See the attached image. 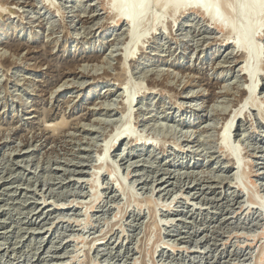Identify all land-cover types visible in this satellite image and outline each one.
Segmentation results:
<instances>
[{
	"label": "rangeland",
	"instance_id": "rangeland-1",
	"mask_svg": "<svg viewBox=\"0 0 264 264\" xmlns=\"http://www.w3.org/2000/svg\"><path fill=\"white\" fill-rule=\"evenodd\" d=\"M107 4L0 0V264H264V16L256 103L229 134L238 166L220 139L248 85L235 35L151 6L124 62L130 25ZM118 129L139 140L101 156Z\"/></svg>",
	"mask_w": 264,
	"mask_h": 264
},
{
	"label": "bare ground",
	"instance_id": "bare-ground-1",
	"mask_svg": "<svg viewBox=\"0 0 264 264\" xmlns=\"http://www.w3.org/2000/svg\"><path fill=\"white\" fill-rule=\"evenodd\" d=\"M3 1V0H2ZM5 1V0H4ZM50 1V0H48ZM54 1V0H53ZM108 4L110 6V9H112L114 12H116L115 15V19H116V23L118 24L120 21L123 23H127L130 25L129 28V41H132V45L135 44L132 48L131 51H129V49H127V47H129V41L127 42V46H125V51L122 53L121 58L124 60V62L127 60L128 57L133 58L134 55V50L135 47L137 48V43L138 40L140 38V33L142 32V30L140 29L142 26V23L144 21V19H146L145 17H147V15L149 16V11L151 9V6H160L162 11H166L168 8H171L172 11H174L173 15H175V12L185 9L184 7H188L191 6L192 11L193 9H196V13L200 12L202 14V16H204L205 18L208 19L209 22H211L212 24H214V26L224 30H229L230 33L233 34V39L234 41L231 42V45L233 46V48L235 47L236 49L242 50L243 54H244V62L246 63L245 66L242 67L241 71L243 72V75H245L247 81H248V85L246 86L247 88H243L244 89V93H245V97L243 99V104L241 108L236 109V113H234V116H231L230 114L227 116L226 118V122L224 123V127L223 130H221L222 134H220V136L222 135V139L223 143H225L226 147L228 148V152L229 154L232 156V160H234L235 164H237L238 166L240 165V158H239V154H238V150L231 147L230 142H229V137H230V131L232 129V125L234 124V121L236 120V118H242L241 116V112L243 111V106H245L246 104H250V102H254L253 100L254 97L256 96V90L258 88V75L261 76V74H259L261 71V67L259 65H262L261 63V53H262V48L261 45L257 43V40L255 42V38L258 37V30L262 27V21H263V16H264V0H239V4L236 7L231 8L232 11V16L233 17H226L222 14L223 12V0H107ZM52 3V2H51ZM50 3V4H51ZM54 3V2H53ZM16 4V3H15ZM35 4V3H34ZM48 4V2H47ZM55 4V3H54ZM6 5V4H5ZM57 6V5H55ZM106 7V6H105ZM58 9V8H57ZM60 10V9H59ZM195 11V10H194ZM1 12V11H0ZM4 12V11H3ZM24 14V13H23ZM89 14V13H88ZM152 14V12H151ZM63 15V14H62ZM80 15V14H79ZM151 16V15H150ZM89 17V16H88ZM158 17H161V13L158 15H156V19H158ZM234 17H236V19H234ZM93 18V16H92ZM151 18V17H150ZM161 21V20H160ZM261 21V23H260ZM99 22V21H98ZM97 23L95 22V25ZM146 24V23H145ZM143 23V25H145ZM164 24V23H163ZM128 25V26H129ZM211 26V25H210ZM209 26V27H210ZM144 27V26H143ZM163 29V28H162ZM228 31V32H229ZM229 33V34H230ZM260 33V31H259ZM142 35V34H141ZM231 35V34H230ZM227 36V35H226ZM32 37V36H31ZM19 38V37H18ZM34 38V37H32ZM228 38V37H227ZM30 40V36L29 39ZM224 40V39H222ZM260 40V39H259ZM126 45V44H125ZM15 49L14 51H19L21 49V47L23 46L21 43L15 44ZM131 47V46H130ZM235 49V50H236ZM2 50V49H1ZM5 53V52H4ZM4 53L0 54V59H3L4 61H10L11 58L7 57ZM16 53V52H15ZM113 53V51H112ZM112 53H110L108 56L112 57ZM91 55H87L86 57H90ZM12 57V55H11ZM93 57V56H92ZM90 57V58H92ZM246 59V60H245ZM16 60V59H15ZM87 60V59H86ZM85 60V61H86ZM92 61L95 60L99 63V60L96 59H91ZM110 60V59H109ZM81 61V60H80ZM83 61V60H82ZM90 62V60H89ZM94 62V61H93ZM104 62V61H102ZM5 63V62H4ZM7 63V62H6ZM101 63V61H100ZM261 63V64H260ZM12 64V63H11ZM264 64V63H263ZM96 66L98 64H95ZM101 65V64H100ZM109 65V63H108ZM84 66V65H83ZM99 66V65H98ZM77 67V66H76ZM82 67V66H81ZM88 68V67H87ZM95 68V67H94ZM86 69V67H85ZM98 69V67L96 68ZM75 70V69H74ZM82 70V69H81ZM94 70V69H93ZM100 70V68H99ZM87 71V70H85ZM92 77V76H91ZM109 78V77H108ZM168 78V77H167ZM166 78V80H167ZM9 79V78H8ZM21 79V78H20ZM18 82V81H17ZM66 82V81H65ZM168 82V81H167ZM125 83V82H124ZM65 84V83H64ZM63 84V85H64ZM75 84V83H74ZM73 84V85H74ZM119 84V83H118ZM168 84V83H167ZM144 85V84H143ZM62 86V85H61ZM83 86V85H82ZM127 87V86H126ZM125 87V88H126ZM129 87V85H128ZM226 87V86H225ZM122 88V87H121ZM148 89V88H147ZM123 90V89H122ZM230 91V90H229ZM188 93V92H187ZM136 93L134 92V95ZM233 94V93H232ZM133 95V96H134ZM199 95V94H198ZM198 95L193 94L189 97V98H194L197 97ZM122 96V95H121ZM257 98V96H256ZM258 100V99H257ZM126 103H125V107L127 108L128 105H131L133 102V99H128L126 98ZM256 101V100H255ZM108 102V101H107ZM233 102V101H232ZM242 102V101H241ZM259 102V101H258ZM110 103V102H109ZM256 103V102H254ZM260 103V102H259ZM118 104V103H117ZM252 104V103H251ZM250 104V105H251ZM238 105V104H237ZM241 105V104H240ZM213 106V105H212ZM252 106V105H251ZM254 106V105H253ZM220 107V106H219ZM227 107V106H226ZM240 107V106H239ZM250 107V106H249ZM255 107V106H254ZM215 108V107H214ZM262 108V107H260ZM116 109V108H115ZM228 109V108H227ZM245 109V108H244ZM259 109V107H258ZM131 110V108H130ZM134 110V109H133ZM198 109H195L194 111H196ZM256 110V109H255ZM126 111V110H125ZM129 112V111H128ZM126 111V113L129 115ZM132 113V112H131ZM130 113V114H131ZM196 113V112H195ZM140 114V113H139ZM263 114V113H262ZM264 115V114H263ZM231 116V117H230ZM126 117V116H124ZM123 117V118H124ZM130 119V118H129ZM144 119V118H143ZM105 121V120H104ZM240 121V120H239ZM107 123V122H106ZM131 123V122H130ZM129 123V124H130ZM209 125V124H208ZM50 126V125H49ZM88 126V125H87ZM130 127V126H129ZM128 128V127H127ZM130 129V128H128ZM128 129H118L116 131V135L113 136V138H111L110 140L107 141L106 146L107 149H105L106 151H104V153L101 154V156L106 157L107 153L110 152L111 148L113 146H115V141H119V140H124V139H128L130 138V140H139L138 137H134L136 136V134L133 135V132H128ZM138 131V130H137ZM114 134V133H113ZM138 134V133H137ZM186 134V133H185ZM112 135V134H111ZM139 135V134H138ZM134 137V138H133ZM197 137V136H196ZM143 138V137H142ZM142 140V139H141ZM156 140V139H155ZM237 141V140H236ZM139 142V141H138ZM148 142V141H147ZM238 143V142H237ZM164 144V143H163ZM236 144V143H235ZM220 145V144H219ZM154 146V145H153ZM176 146V145H175ZM224 146V145H222ZM157 147V146H156ZM29 148V147H28ZM185 149V148H184ZM183 149V150H184ZM227 151V150H226ZM106 152V153H105ZM10 154V153H9ZM5 155V154H4ZM228 155V154H227ZM119 156V155H118ZM29 157V156H28ZM103 157V158H104ZM5 158V157H4ZM24 158V157H23ZM9 159V158H8ZM109 160L107 158H105V160L103 159V161ZM67 161V160H66ZM69 161V160H68ZM110 161V160H109ZM115 161V160H114ZM249 161V160H248ZM113 162V161H112ZM19 163V162H18ZM119 163V162H118ZM7 164V163H6ZM234 164V163H233ZM101 165L103 166L104 163L102 162ZM100 165V166H101ZM116 165V164H115ZM99 166V165H98ZM128 166V165H127ZM121 167V166H120ZM212 167V166H211ZM102 168V167H101ZM143 168V167H142ZM5 169V168H4ZM244 169V168H243ZM116 170V169H115ZM114 170V171H115ZM239 170V169H238ZM262 170V169H261ZM77 171H79L77 169ZM97 171V170H95ZM102 171V170H101ZM240 171V170H239ZM258 171V170H257ZM117 173V172H116ZM100 174V173H98ZM97 174V177H98ZM145 174V173H144ZM173 174V173H172ZM239 174V173H238ZM20 175V174H19ZM115 175V174H114ZM130 175V174H129ZM149 175V174H148ZM164 175V174H163ZM222 175V174H221ZM127 176V175H126ZM215 176V175H214ZM220 176V175H218ZM3 177V176H2ZM80 178V177H79ZM125 178V177H124ZM127 178V177H126ZM164 178V177H162ZM209 178V177H208ZM215 178V177H214ZM224 178V177H223ZM15 179V178H14ZM30 180V179H29ZM194 180V179H193ZM209 180V179H208ZM227 180V179H226ZM16 181V180H15ZM91 181V180H90ZM96 181V180H95ZM94 183V182H93ZM100 183V181H99ZM228 183V182H227ZM234 183V182H233ZM239 183V182H238ZM24 184V183H23ZM97 184V183H96ZM198 184V183H197ZM100 185V184H99ZM98 185V187H99ZM135 185V184H134ZM186 185V184H185ZM230 185V184H229ZM234 185V184H233ZM257 185V184H256ZM10 186V185H9ZM95 186V185H94ZM101 186V185H100ZM149 186V185H148ZM212 186V185H211ZM235 186V185H234ZM240 186V185H239ZM263 186V185H262ZM183 187V186H182ZM204 187V186H203ZM209 187V186H208ZM238 187V186H237ZM256 187V186H255ZM29 188V187H28ZM178 188V187H177ZM96 189V188H95ZM135 189V188H134ZM133 189V190H134ZM156 189V187H155ZM242 189V188H240ZM93 190V189H92ZM53 191V190H52ZM99 191V190H98ZM95 193V192H94ZM103 193V192H102ZM102 193L100 195H102ZM178 193V192H177ZM77 194V193H76ZM96 194L98 195V193L96 192ZM185 194V193H183ZM175 195V194H174ZM220 195V194H219ZM231 195V194H230ZM179 196V195H178ZM188 197V196H187ZM99 198L101 197H97L96 200H99ZM252 199V198H251ZM75 200V199H74ZM192 200V199H191ZM255 200V199H254ZM253 200V202H254ZM75 202V201H74ZM94 202V201H93ZM45 203V202H44ZM78 203V202H77ZM100 203V202H99ZM230 203V202H229ZM256 203V202H254ZM258 203V202H257ZM63 204V203H62ZM95 204V202H94ZM193 204V203H192ZM241 204V203H240ZM246 204V203H245ZM261 204V203H259ZM57 205V204H55ZM167 205V204H166ZM200 205V204H199ZM209 205V204H208ZM258 205V204H256ZM87 206V205H86ZM85 206V207H86ZM90 206V205H89ZM175 206V205H174ZM184 206V205H183ZM207 206V205H206ZM240 206V205H239ZM73 207V206H72ZM166 207V206H165ZM194 207V206H193ZM56 208V207H55ZM64 207H58L59 210H62ZM89 208V207H88ZM91 208V206H90ZM93 208V207H92ZM250 209V207H248ZM247 208V209H248ZM259 208V207H258ZM260 210H261V214L263 215V219H264V205L260 206ZM57 209V210H58ZM169 209V208H168ZM235 210V209H234ZM246 210V208H245ZM60 212V211H59ZM88 213V212H87ZM59 214V213H58ZM85 215V214H84ZM56 216V215H55ZM59 217V216H58ZM62 217V216H61ZM86 217V216H85ZM88 217V216H87ZM135 217V216H134ZM187 217V216H186ZM227 217V215H226ZM72 219V217H71ZM158 219V218H157ZM160 219V218H159ZM63 220V219H62ZM70 220V218L68 219ZM85 220V219H84ZM187 220V219H186ZM54 221V220H53ZM75 221V220H74ZM77 221V220H76ZM105 221V220H104ZM109 221V220H108ZM256 222V221H255ZM258 222V221H257ZM49 223V222H48ZM86 223V222H85ZM107 223V222H106ZM175 223V222H174ZM53 224V223H52ZM140 226V225H139ZM262 227V226H261ZM139 228V227H138ZM124 231V230H123ZM41 232V231H40ZM125 232V231H124ZM239 232V231H238ZM246 232V231H245ZM258 232V231H257ZM122 233V232H121ZM251 233V232H250ZM261 233V237H264V229L262 230ZM128 234V233H127ZM253 234V233H252ZM256 234V233H255ZM114 235V234H113ZM241 235V234H240ZM260 235V234H259ZM71 236V235H70ZM126 236V235H125ZM136 236V235H135ZM75 237V236H74ZM82 237V236H81ZM249 237V236H248ZM77 238V237H76ZM79 238V237H78ZM84 238V237H83ZM86 238V237H85ZM200 238V237H199ZM63 239V238H62ZM103 239V238H101ZM256 239V238H255ZM264 239V238H263ZM38 240V239H37ZM41 240V239H40ZM81 240V239H80ZM259 241V240H258ZM40 242V241H38ZM95 242V241H94ZM116 242V241H115ZM167 242V241H166ZM170 242V241H169ZM177 242V241H176ZM103 241H99V244H102ZM168 243V242H167ZM2 244V243H1ZM94 244V243H93ZM136 244V243H135ZM175 244V243H174ZM173 245V244H172ZM171 245V246H172ZM181 245V244H180ZM85 246V245H84ZM166 246V245H165ZM178 246V245H177ZM157 247V246H156ZM160 247V246H159ZM170 247V246H169ZM205 247V245H204ZM203 248V247H202ZM65 249V248H64ZM198 249V248H197ZM262 249V248H261ZM99 250V249H98ZM204 250V249H203ZM14 251V250H13ZM95 251V250H94ZM263 251L264 249L261 251L263 255ZM138 252V251H137ZM259 252V251H258ZM44 254V253H43ZM67 254V253H66ZM261 261H257V262H264V256H259ZM258 258V257H257ZM51 259V258H50ZM49 259V260H50ZM97 259V258H96ZM161 261V260H160ZM136 261H134L135 263ZM61 263V262H60ZM98 263V262H97ZM65 264V263H64ZM224 264V263H223Z\"/></svg>",
	"mask_w": 264,
	"mask_h": 264
},
{
	"label": "water",
	"instance_id": "water-1",
	"mask_svg": "<svg viewBox=\"0 0 264 264\" xmlns=\"http://www.w3.org/2000/svg\"><path fill=\"white\" fill-rule=\"evenodd\" d=\"M201 1V0H200Z\"/></svg>",
	"mask_w": 264,
	"mask_h": 264
}]
</instances>
